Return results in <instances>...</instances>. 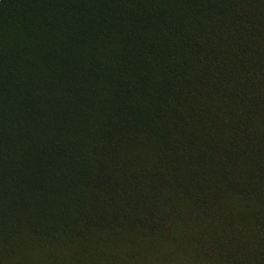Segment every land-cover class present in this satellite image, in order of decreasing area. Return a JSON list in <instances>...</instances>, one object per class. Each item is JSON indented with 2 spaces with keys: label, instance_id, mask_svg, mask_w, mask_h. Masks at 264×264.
I'll use <instances>...</instances> for the list:
<instances>
[{
  "label": "trees",
  "instance_id": "1",
  "mask_svg": "<svg viewBox=\"0 0 264 264\" xmlns=\"http://www.w3.org/2000/svg\"><path fill=\"white\" fill-rule=\"evenodd\" d=\"M182 1L184 7L178 10L172 0H164L159 8L158 0H0L1 240L14 230L16 222L9 216L24 207L35 219L30 230L53 242H66L63 233L71 235L89 209L97 208L99 203L67 179L86 176V161L67 164L64 159L68 142L83 132V122L86 131H97L94 111L114 110L127 123L123 137L113 135L98 149L101 161L124 164L122 155H117L119 161L114 157L119 143L150 147L143 162H133L123 172L122 183L141 176L148 184L152 173H162L161 185L177 181L197 189L189 195L197 212L207 209L206 199L214 192L224 190L244 199L264 192V49L242 41L236 24L249 15V0ZM246 27L250 38L263 32ZM8 29L18 34L27 29L30 35L22 45L20 36L9 43ZM35 31L66 53L67 66H60L59 59L53 62V57L34 59L22 72L23 48L34 44ZM33 81L39 87L35 92L28 87ZM16 85L22 93L16 92ZM86 91L88 99L82 96ZM141 97L151 98L142 106ZM49 102L58 106L52 127L70 108L73 125L52 128L44 139L28 128L9 126L26 125L40 113L39 106L27 113V104L44 107ZM182 102L193 104L194 113L185 114ZM30 135L36 143L24 146L23 139ZM79 152L74 147L70 155ZM185 157L183 173L180 162ZM229 170L234 177L226 180ZM95 174L97 186L105 187ZM214 176L221 183L215 190ZM104 201L109 220L121 226L133 228L132 220L156 219L163 213L149 195L136 194L133 187L108 192ZM169 203L174 206V199ZM255 235L256 245L233 255L230 263L264 264V237Z\"/></svg>",
  "mask_w": 264,
  "mask_h": 264
},
{
  "label": "rangeland",
  "instance_id": "2",
  "mask_svg": "<svg viewBox=\"0 0 264 264\" xmlns=\"http://www.w3.org/2000/svg\"><path fill=\"white\" fill-rule=\"evenodd\" d=\"M172 2L178 10L183 9L182 0H172ZM158 3L161 5L157 8L164 6V0H158ZM247 8L249 15L236 21L241 30L242 41H246L249 46L256 49H264V0H249ZM247 25L255 30H262V34L250 38L246 31ZM34 34V44L23 48L22 53L25 58L20 60L23 73H26L29 68L28 63L35 61L34 59L42 61V59L53 57L52 61L61 60L60 66L68 65V56L66 53L64 55L60 53L61 48L53 47L46 35L36 31ZM5 35L10 40L9 43L17 40L16 36H20L22 45L24 37L29 36L30 31L22 29L18 34L8 29ZM65 79L63 77V80ZM260 81L264 86L262 77ZM36 84L33 81L28 87L35 92L39 90ZM15 88L16 92L22 93L17 85ZM82 96L88 99V92L82 93ZM150 98L148 100L141 97V105L148 103ZM108 101L111 99L109 98ZM184 103H181V107ZM36 106H39L37 111L40 113L32 115L26 125L24 122L19 125H13L10 122L9 126L18 130L28 128L32 134L35 133L44 139L47 137L46 133L52 128L59 129L61 125H73L70 115L71 105H68L70 109L64 119L53 127L51 126L52 115L58 113V106L49 102L44 107L27 104L24 108L27 113H30ZM182 109L186 112L185 114L190 115L194 113L195 108L193 104L185 103ZM182 109L181 112L184 113ZM221 115L227 117L224 113ZM92 119L98 128L97 131H86L87 123L83 122V132L68 142L64 159L67 160V164L75 160L78 163L81 158L86 161V169L83 171L86 176L72 174L68 175L67 179L78 188L85 190L87 198L94 199V202L99 205L94 211L92 210L93 212L89 209L88 216L79 222L74 234L63 233L66 242H53L34 234L30 230V225L35 219L28 213L26 207L21 213L10 215L9 220L16 223L13 224L14 230L10 237H4L2 240L0 238V264H232L230 258L233 255H237L239 251L242 252L246 246L256 245L255 233L264 237V192L250 193L247 199L224 190L219 193L214 192L213 197L206 199L207 209L197 212L196 203L189 196L197 189H190L185 182L180 184L177 181L173 185H161L159 177L163 176L162 173L160 175L152 173L148 184H145L141 176L139 178L135 176L127 184L122 183L123 172L130 167L131 163L143 162L150 147L148 143L138 148H130L124 143H119L117 148L113 149L116 155L114 157L118 159L117 155H122L124 164L119 162L113 164L112 160L103 162L97 156L98 149L111 140L113 135L118 139L119 136L123 137L127 123L125 118L114 110L110 113L94 111ZM253 120L257 125L259 124V116H255ZM201 124L205 125L204 121ZM198 125L196 124V127ZM167 131L172 133L170 130ZM169 133L166 132L168 137L173 136ZM31 135L23 139L24 146H33L36 143V139ZM74 147L79 148L81 152L71 156L70 151ZM147 162L152 164L151 160ZM180 163V171L185 173L188 165L187 158H183ZM97 171L98 173L95 174ZM231 172L230 170L227 172L226 180L234 177ZM94 174L102 178L105 187L97 186ZM79 176L82 177L81 182L78 181ZM218 179L217 176L213 177L214 190L221 184ZM131 187L136 194L149 195L154 204L162 208V215L160 214L156 219L143 216L141 220H132L136 224L133 228L110 221L107 217L108 209L104 197L108 192L114 195L120 193L123 188L131 190ZM171 199H174L175 207L169 203ZM165 213L168 214L166 217ZM256 225L258 229L254 230Z\"/></svg>",
  "mask_w": 264,
  "mask_h": 264
}]
</instances>
